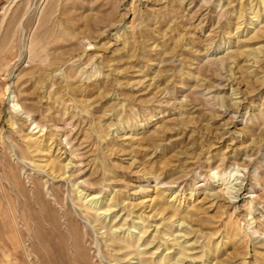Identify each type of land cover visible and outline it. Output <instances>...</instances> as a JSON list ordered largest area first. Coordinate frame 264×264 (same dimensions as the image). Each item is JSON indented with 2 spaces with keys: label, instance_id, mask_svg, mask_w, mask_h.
<instances>
[{
  "label": "rangeland",
  "instance_id": "rangeland-1",
  "mask_svg": "<svg viewBox=\"0 0 264 264\" xmlns=\"http://www.w3.org/2000/svg\"><path fill=\"white\" fill-rule=\"evenodd\" d=\"M179 258L264 264V0H0V264Z\"/></svg>",
  "mask_w": 264,
  "mask_h": 264
},
{
  "label": "bare ground",
  "instance_id": "bare-ground-1",
  "mask_svg": "<svg viewBox=\"0 0 264 264\" xmlns=\"http://www.w3.org/2000/svg\"><path fill=\"white\" fill-rule=\"evenodd\" d=\"M91 200H95L94 197H92ZM97 201H98V200H97ZM116 230H117V229H116ZM143 251H144V250H143ZM138 256H140V255H138ZM138 258H139V257H138ZM181 262H183V259L179 258L175 263L177 264V263H181ZM175 263H174V264H175Z\"/></svg>",
  "mask_w": 264,
  "mask_h": 264
}]
</instances>
